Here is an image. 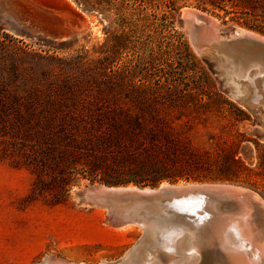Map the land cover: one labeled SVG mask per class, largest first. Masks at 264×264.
I'll list each match as a JSON object with an SVG mask.
<instances>
[{
  "label": "rangeland",
  "instance_id": "rangeland-1",
  "mask_svg": "<svg viewBox=\"0 0 264 264\" xmlns=\"http://www.w3.org/2000/svg\"><path fill=\"white\" fill-rule=\"evenodd\" d=\"M19 2L17 21L0 14V264L123 258L142 230L75 193L138 186L112 182L151 180L152 160L190 179L139 187L222 184L264 202V120L220 91L178 24L194 8L264 37V0H122L116 16Z\"/></svg>",
  "mask_w": 264,
  "mask_h": 264
},
{
  "label": "water",
  "instance_id": "water-1",
  "mask_svg": "<svg viewBox=\"0 0 264 264\" xmlns=\"http://www.w3.org/2000/svg\"><path fill=\"white\" fill-rule=\"evenodd\" d=\"M39 1L49 8L65 6L64 0ZM19 4V0H0V14L17 21L16 16L10 12L12 6ZM194 18L198 23L193 21ZM178 24L187 34L195 53L204 58L220 91L255 118L264 120V92L254 84L256 80L264 78V37L237 27L222 30L219 25H211L205 15L192 9L179 14ZM231 64L235 69L234 74L225 71L227 66L232 68ZM258 138L264 141V125ZM88 190L96 201L108 209V219L113 220L114 226H140L142 236L151 229L152 222H178L166 229L160 225L164 231H159L160 227L155 230L157 233H165L164 246H171L189 235L196 240L197 246L204 247L207 251L212 250L207 236L218 234V231L221 232L220 225L225 223L226 226L228 222V226L222 230L224 234L234 231L238 235V224H247L254 233L260 234L264 243V204L254 193L241 188L212 183H166L157 187L97 185L85 188L76 195L84 198L85 191ZM88 202L90 207H96L91 200ZM140 240L127 253L135 249ZM212 252L214 253L213 250L209 253ZM118 261L120 259L116 260V264ZM35 264L74 263L45 257Z\"/></svg>",
  "mask_w": 264,
  "mask_h": 264
},
{
  "label": "bare ground",
  "instance_id": "bare-ground-1",
  "mask_svg": "<svg viewBox=\"0 0 264 264\" xmlns=\"http://www.w3.org/2000/svg\"><path fill=\"white\" fill-rule=\"evenodd\" d=\"M31 1L35 3L40 2L39 0ZM64 1L66 2V0ZM190 9L205 15L209 19V21H211V25H219L217 20H215L205 12L194 8ZM190 9H185L183 10V12L187 13ZM193 21L195 23H198L197 19L195 18ZM225 71L229 74H231L232 72L233 74L235 73L233 65L232 68L227 66ZM253 75L255 76L254 73ZM253 75L250 74L249 76L253 77ZM254 84L264 92V78L256 80ZM78 192L76 191L75 197L80 204L88 205V201L91 200L92 205L96 206V208H99V210L101 209L106 212L108 211L105 206H103L93 198L92 192L90 193L89 190L85 191L84 198H80L79 196H77L76 194ZM254 196L260 199L256 194H254ZM260 201L264 204L261 199ZM107 214L109 215V212ZM108 215L107 218H109ZM112 221L113 220H107L109 224L114 226ZM155 223L156 222L150 223L151 229L147 230L144 233L135 249L127 253V256L120 259V262L118 261L117 264H264L263 239L258 232L254 233L253 229L247 224L243 226H241L242 224H238L237 231L239 236L236 233L234 234V231H231L228 234L223 233L229 222L226 224V226H224L225 223L220 225L221 232L218 231V234L207 236L211 241L210 245L212 250L214 251V253H209L212 250L207 251L204 247L197 246L196 240L189 235L180 238L171 246H164L165 242L163 240L166 237L165 233H157L155 230L160 227V225L162 228L166 229L172 224H178V222L168 220L163 224ZM126 227H138L141 229L140 226L132 224L126 225ZM161 227L159 228V231H164ZM231 251L233 253H230ZM224 252H227V254H225ZM149 259L153 260L149 262ZM101 263L116 264V261Z\"/></svg>",
  "mask_w": 264,
  "mask_h": 264
},
{
  "label": "trees",
  "instance_id": "trees-1",
  "mask_svg": "<svg viewBox=\"0 0 264 264\" xmlns=\"http://www.w3.org/2000/svg\"><path fill=\"white\" fill-rule=\"evenodd\" d=\"M75 1L84 11L86 12L96 11L97 13L101 14V16H104V13H112L114 16H116L118 14H121L122 11L127 9L126 5L123 4L122 0H95L94 2H92L91 0H75ZM186 50L188 51L189 55L194 59V56L190 52L187 44H186ZM239 111L245 114L242 110H239ZM136 125L139 126V128L141 127L139 123H136ZM232 162H234L233 159H232ZM145 167H149V169H152L153 171H157L156 173H161V174H158V176H155L151 180H146L145 178H142V177L141 178H125L122 180H116L112 183L114 185L134 183L135 185H138V186H141L142 184L154 186L162 180L177 181L180 179H184V180L190 179L188 176L183 177L182 175L174 176L170 174L171 172L167 171L168 169L167 166L161 161L152 160V163L149 164L148 166L147 164H145Z\"/></svg>",
  "mask_w": 264,
  "mask_h": 264
}]
</instances>
